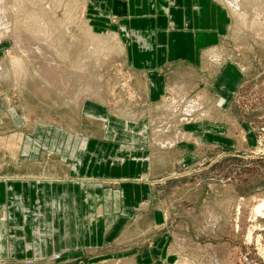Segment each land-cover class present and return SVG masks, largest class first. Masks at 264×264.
Here are the masks:
<instances>
[{
  "label": "crops",
  "instance_id": "0c3cea01",
  "mask_svg": "<svg viewBox=\"0 0 264 264\" xmlns=\"http://www.w3.org/2000/svg\"><path fill=\"white\" fill-rule=\"evenodd\" d=\"M82 16L115 42L125 92L81 104L58 178L0 180V264H169L154 194L196 152L237 149L231 104L244 77L223 52L230 11L220 0H86ZM190 96L192 122L170 110Z\"/></svg>",
  "mask_w": 264,
  "mask_h": 264
},
{
  "label": "rangeland",
  "instance_id": "374dc122",
  "mask_svg": "<svg viewBox=\"0 0 264 264\" xmlns=\"http://www.w3.org/2000/svg\"><path fill=\"white\" fill-rule=\"evenodd\" d=\"M220 1L231 15L223 52L244 77L231 104L238 144L210 160L196 152L154 194L169 264H264V0ZM85 6L0 0V180L58 178L80 138L81 104L124 95L119 50L87 30ZM172 104L191 122L200 106L192 96Z\"/></svg>",
  "mask_w": 264,
  "mask_h": 264
},
{
  "label": "bare ground",
  "instance_id": "6f19581e",
  "mask_svg": "<svg viewBox=\"0 0 264 264\" xmlns=\"http://www.w3.org/2000/svg\"><path fill=\"white\" fill-rule=\"evenodd\" d=\"M231 1V3H234L235 2V0H230Z\"/></svg>",
  "mask_w": 264,
  "mask_h": 264
}]
</instances>
